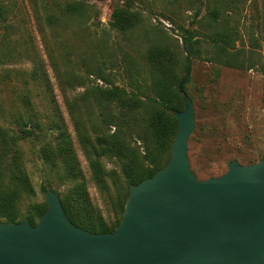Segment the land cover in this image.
Listing matches in <instances>:
<instances>
[{
  "label": "rangeland",
  "instance_id": "1",
  "mask_svg": "<svg viewBox=\"0 0 264 264\" xmlns=\"http://www.w3.org/2000/svg\"><path fill=\"white\" fill-rule=\"evenodd\" d=\"M82 1L90 6L85 18L72 17L49 26L41 0H0L9 8L8 23L12 25L10 40L17 39L18 54L13 62H0V96L3 107L8 111L16 109L19 98L28 87L39 111L48 112L51 98L55 100L84 171L92 203L107 223L116 220V210L93 181L69 116L67 100H79L85 87L91 83L103 84L96 80L99 67L114 85L131 90L129 68L136 69L144 77L148 76L147 56L151 49L169 47L183 58L182 35L186 29L195 32L203 48L202 58L194 60L190 79H186L185 83L187 95L194 103L196 118L188 151L193 172L200 180H206L226 173L234 160L242 165L262 160L264 0ZM47 2L53 6L54 1ZM60 2L64 4L63 0ZM58 3L55 1L56 10L50 12L56 17L59 16ZM117 7L136 14L139 24L125 33L114 30L111 19ZM5 31L0 29V43ZM222 36L224 39H221ZM218 45H225L235 60L246 67L253 64V68L246 70L223 64L225 59L219 55ZM7 51L1 47L0 55ZM34 56L38 57L47 72L52 94L32 82L26 87L19 77H14L16 72L24 75L31 71V58ZM102 60L107 65L102 64ZM111 67L115 73H111ZM55 68L62 73L55 72ZM68 70L81 77L85 86L74 88L67 84L62 74ZM5 124L10 125L8 121ZM49 139L50 134L23 143L27 169L35 190L34 195L25 193L20 200V210L24 215L34 205L46 202L42 188L48 186L49 180L53 181V188L59 195L67 188L60 186L56 177L48 175V167L39 159V149ZM105 164L108 169L116 167L109 160Z\"/></svg>",
  "mask_w": 264,
  "mask_h": 264
},
{
  "label": "trees",
  "instance_id": "2",
  "mask_svg": "<svg viewBox=\"0 0 264 264\" xmlns=\"http://www.w3.org/2000/svg\"><path fill=\"white\" fill-rule=\"evenodd\" d=\"M52 1H59L56 4L58 17L50 14L52 9L56 10L55 4L52 6L47 0H41L49 26L72 17L85 18L90 8L82 0H63L64 4L61 0ZM8 18L9 8L0 3V29L6 30L0 48L8 50L0 55V62H13L18 55L17 39L10 40L12 25L8 23ZM139 22V17L125 8L117 7L112 14L111 25L118 32H128ZM229 35L231 37V33ZM182 40L183 58L169 47L157 46L147 56L148 76L144 77L136 69L129 68L131 90L114 85L99 67L96 80L103 84L91 83L85 87L79 100H67L69 116L93 181L116 210L113 223H107L92 203L84 171L55 100L51 98V108L48 112H42L35 108L31 99V89L28 87L31 82L52 94L43 64L34 56L31 58L33 68L30 72L24 75L14 73V77H19L28 88L19 98L14 111L3 107L0 96V222L20 223L28 219L32 225H37L47 212L48 206L43 202L34 205L24 215L20 210V200L25 193L29 196L35 194L23 143L50 134L51 139L45 140L39 149V159L48 167L51 178L56 177L60 186H67L59 196L68 218L76 226L93 233L114 232L121 223L131 185L154 176L170 161L171 146L179 127L175 113L184 111L186 106L185 85L183 92L179 86L182 77L190 79L194 60L203 55V48L194 31L186 29ZM217 49L225 59L223 64L246 70L253 68V64L246 67L235 60L225 45H218ZM101 62L107 65L103 60ZM112 67L111 73H115ZM55 72L62 73L58 68H55ZM8 74L12 75L10 72ZM62 75L64 81L74 88L86 84L71 70ZM59 79L62 80L60 75ZM7 121L10 125L5 124ZM106 160L116 167L108 169ZM47 183L48 186L42 188L43 192L48 189L55 191L53 181Z\"/></svg>",
  "mask_w": 264,
  "mask_h": 264
},
{
  "label": "water",
  "instance_id": "3",
  "mask_svg": "<svg viewBox=\"0 0 264 264\" xmlns=\"http://www.w3.org/2000/svg\"><path fill=\"white\" fill-rule=\"evenodd\" d=\"M185 101L170 161L131 185L114 232L76 226L48 189L37 225L0 222V264H264V158L200 180L188 156L195 108Z\"/></svg>",
  "mask_w": 264,
  "mask_h": 264
}]
</instances>
